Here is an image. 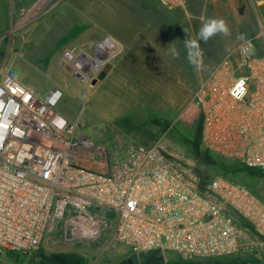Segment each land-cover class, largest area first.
<instances>
[{
  "label": "built area",
  "instance_id": "1",
  "mask_svg": "<svg viewBox=\"0 0 264 264\" xmlns=\"http://www.w3.org/2000/svg\"><path fill=\"white\" fill-rule=\"evenodd\" d=\"M185 9L187 0H158ZM114 48V52H97ZM118 45L94 43L100 67L85 69V47L64 52L83 83L99 73ZM94 56V57H95ZM246 79L247 94L231 89ZM62 96L41 99L13 66L0 78V250H38L60 221L76 238L96 240L116 214L112 240L133 253L174 252L201 259L244 257L264 237V199L222 177L202 185L185 150L172 142L145 147L126 144L115 155L95 145L55 111ZM206 146L264 172V28L218 63L196 86Z\"/></svg>",
  "mask_w": 264,
  "mask_h": 264
},
{
  "label": "rangeland",
  "instance_id": "2",
  "mask_svg": "<svg viewBox=\"0 0 264 264\" xmlns=\"http://www.w3.org/2000/svg\"><path fill=\"white\" fill-rule=\"evenodd\" d=\"M34 1L35 5L28 0H0V78L13 66L41 99L52 90L61 91L55 111L78 123L79 131L95 145L111 146L112 156L126 144L153 147L172 142L185 150L186 161L200 177L220 174L190 150L189 141L201 136L203 119L194 92L210 69L224 60L211 58L215 44L233 43L230 56L249 37L260 35L264 0H188L186 9H167L157 0ZM207 18L224 19L230 33L201 42L203 55L193 65L187 59L185 40H198ZM240 34L245 39H238ZM107 37L121 44L107 58L114 65L112 71L96 85L92 80L83 83L64 60V52L81 46L96 59L94 43ZM173 47L180 53L178 58L172 55ZM88 66L92 64L86 63L85 69ZM201 145L215 159H222L202 140ZM236 178L264 199V177ZM105 214L107 226L96 240L74 237L60 221L50 227L38 250L28 254L0 250V264H121L130 258L138 264H189L208 260L174 252L135 254L112 240L117 216ZM255 240L251 253L220 260L264 264V237L255 236Z\"/></svg>",
  "mask_w": 264,
  "mask_h": 264
},
{
  "label": "trees",
  "instance_id": "3",
  "mask_svg": "<svg viewBox=\"0 0 264 264\" xmlns=\"http://www.w3.org/2000/svg\"><path fill=\"white\" fill-rule=\"evenodd\" d=\"M202 114H203V111H202ZM199 133H201L200 138L197 137V138L189 141L190 142V144H189L190 150H191L193 157L202 160L206 165L215 167L216 170L220 173L217 176H222V177L230 180L233 183L244 185V186L248 187L249 189L256 191L252 186L247 185V184L242 183L241 181L237 180L236 177L240 176V175L264 177V172L261 170H258V169L249 168V167L245 166L241 160L231 158V157H228L225 155H222L223 156L222 159L217 160L211 154H209V151H204L202 149V145H201V140L204 141V138H203V119H202V125H201ZM136 145L147 147L146 145H142L139 143H137ZM214 177H216V176H214ZM214 177H209V178L208 177L207 178L200 177V179L202 181V185L204 186V185L208 184ZM154 252H157V251H154ZM157 253H160V252H157ZM189 264H254V263L251 261L224 262L220 259L219 260L218 259L217 260L208 259L206 261L192 262Z\"/></svg>",
  "mask_w": 264,
  "mask_h": 264
},
{
  "label": "clouds",
  "instance_id": "4",
  "mask_svg": "<svg viewBox=\"0 0 264 264\" xmlns=\"http://www.w3.org/2000/svg\"><path fill=\"white\" fill-rule=\"evenodd\" d=\"M229 33H230V29L224 19H220V18L204 19L198 33L199 39L185 40V48L188 49L187 59L189 63L196 65L197 58L203 55L202 49L200 47L201 42L206 44L211 38H213L217 34L228 35ZM237 38L241 40L245 39L244 34H240ZM171 52L173 57L175 58H178L180 55L179 51L175 47L172 48ZM246 94H247L246 79L241 77L236 81L233 88L231 89V95L236 100H243ZM0 139H2V137H0Z\"/></svg>",
  "mask_w": 264,
  "mask_h": 264
},
{
  "label": "crops",
  "instance_id": "5",
  "mask_svg": "<svg viewBox=\"0 0 264 264\" xmlns=\"http://www.w3.org/2000/svg\"><path fill=\"white\" fill-rule=\"evenodd\" d=\"M158 1V0H157ZM28 2H32V5H35V1L34 0H28ZM159 2V1H158ZM187 3H188V0H187ZM161 5V4H160ZM187 6H188V4H187ZM34 7V6H33ZM187 8V7H186ZM185 8V9H186ZM257 36V35H256ZM255 37V36H254ZM250 38H252V37H249L248 39H250ZM114 39V38H113ZM115 40V39H114ZM116 41V43L118 44V45H120V47H121V44H120V42L118 41V40H115ZM243 43V42H242ZM242 43L238 46V47H236V49H234V50H237L241 45H242ZM232 45H233V43H231L230 41H228V40H224V42H222L221 43V45H219V44H215V48H214V50H211V53L212 54H210L211 55V58L212 59H225L228 55H229V53L231 52V50L233 49V47H232ZM208 52V51H207ZM206 51H205V53H207ZM229 57V56H228ZM215 66H213L211 69H210V71L214 68Z\"/></svg>",
  "mask_w": 264,
  "mask_h": 264
},
{
  "label": "water",
  "instance_id": "6",
  "mask_svg": "<svg viewBox=\"0 0 264 264\" xmlns=\"http://www.w3.org/2000/svg\"><path fill=\"white\" fill-rule=\"evenodd\" d=\"M113 67H114L113 63L109 61L105 62L104 65L102 66V69L98 73L97 77L92 79V85H96L98 82L104 81L107 78L108 74L112 71ZM121 264H138V263H136L133 258H130Z\"/></svg>",
  "mask_w": 264,
  "mask_h": 264
},
{
  "label": "bare ground",
  "instance_id": "7",
  "mask_svg": "<svg viewBox=\"0 0 264 264\" xmlns=\"http://www.w3.org/2000/svg\"><path fill=\"white\" fill-rule=\"evenodd\" d=\"M105 50H106V52H108V53L110 52V54H111V50H114V48L100 49V50H98V52H104ZM84 62L85 63H88V65L91 63L93 67H100V64L97 62V60L96 59H93V58H91L89 56H86L85 57V61Z\"/></svg>",
  "mask_w": 264,
  "mask_h": 264
}]
</instances>
